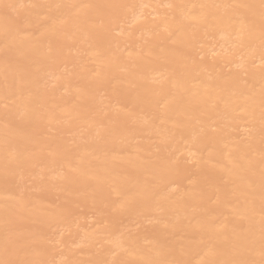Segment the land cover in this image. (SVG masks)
Returning <instances> with one entry per match:
<instances>
[{
    "label": "bare ground",
    "instance_id": "obj_1",
    "mask_svg": "<svg viewBox=\"0 0 264 264\" xmlns=\"http://www.w3.org/2000/svg\"><path fill=\"white\" fill-rule=\"evenodd\" d=\"M0 264H264V0H0Z\"/></svg>",
    "mask_w": 264,
    "mask_h": 264
}]
</instances>
